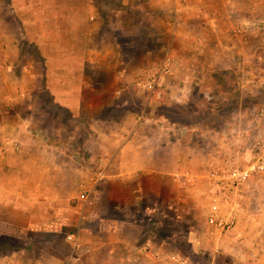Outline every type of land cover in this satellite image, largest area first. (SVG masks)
<instances>
[{
	"label": "crops",
	"instance_id": "1",
	"mask_svg": "<svg viewBox=\"0 0 264 264\" xmlns=\"http://www.w3.org/2000/svg\"><path fill=\"white\" fill-rule=\"evenodd\" d=\"M119 3L117 9L107 7L114 18L123 19L117 28L131 30L136 36L143 28L155 31L157 37L170 35L165 49V60L175 70L165 86L170 99L178 93L172 77H179L184 83L180 86L185 87L190 78L201 77L206 69H224L225 61L237 56L236 45L243 43L236 32L249 31L250 14L264 12V0L259 4L252 0H119ZM88 7L100 10L94 4ZM160 14L165 15L161 22ZM168 14H182L181 26L197 29L202 37L193 36L196 31L190 30L191 37L186 34V39L176 24L177 18L167 20ZM237 14H241L240 19H236ZM190 19L197 24L192 25ZM161 25L164 31H160ZM174 34L178 36L173 39ZM175 39L181 44L185 40V45L191 48L179 60L170 55L175 52ZM11 47V37L0 33V82L10 84ZM146 56L149 59L150 51ZM178 61L181 64L177 65ZM192 62H198L195 68ZM85 88L68 107L78 109L90 120H69L67 135L62 134L63 127L56 120L28 117L11 120L9 109L0 110V235L20 239L50 234L68 243L71 254L64 261L62 254L66 250L50 251L48 255L43 247L23 243L12 249L9 261L0 260V264H65L72 258L79 264L91 261L106 264L114 254L118 255L115 259L119 264H162L164 260L155 255L165 251L172 241L164 236L157 241L159 233L153 224L141 240L139 215L154 222L159 220V215L189 222L198 219L194 212L199 209L210 210L216 205L225 209V202L214 200L217 187L209 182L207 175L236 134L248 135H244V142L249 145L248 138L257 135L252 127L236 131L240 126L226 120L223 131L205 142L203 128H190L177 120L169 123L167 120H104L101 115L96 117L92 109L100 95H95L97 90L86 92ZM107 100L98 108L107 105ZM242 122L251 124L248 120ZM254 177L246 186L247 211L242 210L236 222L238 226L245 218L249 229L235 228L239 235L234 243L244 245L243 254L251 253L252 258L257 254V243L262 242L256 224L264 219L263 213L258 216L248 210L252 200L248 193L258 184ZM84 185L90 187L92 194L86 200L79 193ZM161 208L174 213L169 216ZM114 209L119 213H112ZM190 230L187 228L184 234L189 235ZM210 233L216 238L221 234L215 228ZM70 234L76 243L69 241ZM97 252L102 257L91 260ZM248 255L247 263H254Z\"/></svg>",
	"mask_w": 264,
	"mask_h": 264
},
{
	"label": "rangeland",
	"instance_id": "2",
	"mask_svg": "<svg viewBox=\"0 0 264 264\" xmlns=\"http://www.w3.org/2000/svg\"><path fill=\"white\" fill-rule=\"evenodd\" d=\"M252 1L260 3V0ZM90 4L97 5L100 10L89 8ZM119 4V0H0V33L3 37H11L10 52L13 53L11 84L4 80L0 82V92L3 93L2 97L0 93V110L9 109L11 120H26L27 117L30 120H56L63 127L62 134L67 135L69 120L89 119L78 109L68 107L81 96L86 86V92L97 90L95 95H100L92 109L96 117L101 115L104 120H167V123L177 120L190 128H203L205 142L210 141L211 135L223 131L224 121L231 120L240 126L236 131L252 127L253 132L256 131L254 134L264 136L261 129H264V115L260 114L264 109V12L250 14L252 25L249 31L236 32L243 43L236 45L237 56L225 61L224 69H206L201 77L190 78L185 87L179 77H172L174 84L178 85V93L170 99L165 86L175 70L170 67V72L165 73L161 69L170 35L166 33L157 37L155 31L143 28L136 36L131 30L117 28L123 19L114 18L107 7L117 9ZM237 15L236 19H240L241 14ZM181 16L168 14L166 18L174 21L176 17V24L184 37L186 34L191 37V29L181 26ZM164 17L160 14L159 21ZM192 22V25L197 24L194 20ZM160 27V31H164L162 25ZM191 31H196L193 36L202 37L197 29ZM176 36L174 34L172 38ZM173 41L175 52H170L172 58L179 60L184 52L191 50L185 40L183 44L177 39ZM147 51H150L149 59L146 58ZM197 64L192 62V68ZM153 79H158L160 84L155 90L148 86ZM158 91L161 93L159 97ZM105 99H108L107 105L98 108ZM244 120L250 121V126L242 122ZM253 179L258 184L248 193L252 199L248 210L259 216L264 214V173ZM247 190L244 191V212L247 211ZM225 205L224 210L221 208L222 213L230 209L231 205ZM163 208L164 213L173 215L174 211ZM213 208L195 211L198 219L189 222L164 215H159V220L154 222L139 215L138 235L142 240L153 224L159 233L157 241L163 240V236L171 239L172 243L165 247V251L155 255L164 260L162 264H250L245 259L248 253L243 254L246 252L244 245L234 244L239 235L235 228L249 229L245 218L238 222V226L236 221L229 229L219 231L221 234L216 238L211 236L210 230L213 231L214 226L208 221ZM112 213L119 212L114 209ZM256 226L261 230L262 242L257 243V254L253 258L251 253L248 256H251L252 264H264V219ZM187 228L191 229L189 235L184 234ZM242 239L241 236L238 242ZM23 243L43 247L48 255L50 251L66 250L68 252L62 254L64 261L71 255L69 244L50 234L20 239L0 235V260L9 261L12 249ZM92 255L90 259L95 260L103 254ZM115 256L118 255L114 254L111 261H105L106 264H119ZM69 263L80 262L72 258Z\"/></svg>",
	"mask_w": 264,
	"mask_h": 264
},
{
	"label": "built area",
	"instance_id": "3",
	"mask_svg": "<svg viewBox=\"0 0 264 264\" xmlns=\"http://www.w3.org/2000/svg\"><path fill=\"white\" fill-rule=\"evenodd\" d=\"M161 69L165 73L170 72L168 60H165ZM159 85L158 79L148 82L151 90H155ZM157 94L159 97L160 91ZM260 114L264 115V109L261 110ZM244 135L238 133L232 138L223 150L219 163L213 166L207 175L209 182L218 188L214 200L231 205L228 211L225 210V213H222L219 206H214L208 215L209 223L219 231L225 228L229 229L235 224L238 214L243 210L245 187L253 176L264 173V136H251L248 138L250 139L249 145H246ZM90 193V187L84 185L82 186L80 198L86 200L89 198ZM67 238L76 243V239L71 234L67 235Z\"/></svg>",
	"mask_w": 264,
	"mask_h": 264
}]
</instances>
